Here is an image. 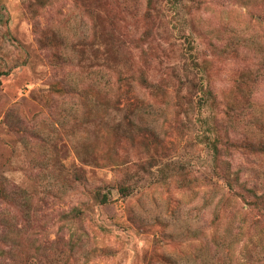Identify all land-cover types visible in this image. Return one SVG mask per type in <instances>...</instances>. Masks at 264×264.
I'll return each instance as SVG.
<instances>
[{
    "label": "rangeland",
    "instance_id": "374dc122",
    "mask_svg": "<svg viewBox=\"0 0 264 264\" xmlns=\"http://www.w3.org/2000/svg\"><path fill=\"white\" fill-rule=\"evenodd\" d=\"M207 126L264 144V0H0V264H264ZM242 144L222 160L261 195Z\"/></svg>",
    "mask_w": 264,
    "mask_h": 264
},
{
    "label": "trees",
    "instance_id": "16d2710c",
    "mask_svg": "<svg viewBox=\"0 0 264 264\" xmlns=\"http://www.w3.org/2000/svg\"><path fill=\"white\" fill-rule=\"evenodd\" d=\"M151 2V0H150ZM175 3V1L173 2ZM98 16H102L101 14ZM259 16H256V20H259ZM101 37H107L108 35H113V30H108L106 28L103 29V31L100 33ZM106 40V39H105ZM240 39H238L237 46L236 47H230L233 52L238 51V45H239ZM193 63L196 64V60H193ZM99 78V76H98ZM198 91L201 93L200 100H203V102L206 104L209 102V100L214 99L212 92L210 89H207L203 79H200V82L197 85ZM247 107H250V103L247 104ZM226 117L228 118V121H231L236 118L237 113H235V109L233 107H229L228 110L225 112ZM203 140L206 143L209 151L211 152V159H212V166H213V172L216 177H220L224 183L228 191L231 190H241L243 191V198L247 197L248 205L252 206L257 211H264V192L261 195H257L253 189H250L245 186L244 182H240L239 174L237 171L231 172L230 170V164L226 161L222 160L223 154L230 152L231 150H235L238 147H240V144L243 145V147H246L251 150H258L260 152H264V144H254L252 142H244V140H237L233 136L229 135L227 131H223L222 133H217L216 128H212L211 126H207V133L203 136ZM259 148V149H256ZM220 175V176H218ZM0 196L8 197V193H5V189L2 185H0ZM125 187H120L118 190L120 192H125ZM228 197V198H227ZM95 198L96 200L104 204L107 202V195L102 194L99 192V190L95 191ZM227 198V199H226ZM231 198L230 196L224 195V201L226 202V207L218 209L219 211L225 212V210L229 209V213L232 212L233 208L235 209V206H229ZM228 205V207H227ZM81 209H73L72 210V218L79 217L81 215ZM259 225L258 221L255 223V226ZM262 263V262H261ZM259 264V263H256Z\"/></svg>",
    "mask_w": 264,
    "mask_h": 264
}]
</instances>
